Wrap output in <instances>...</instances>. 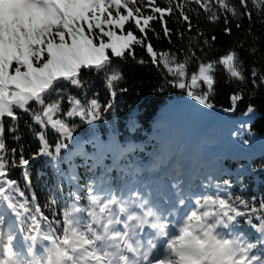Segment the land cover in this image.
Instances as JSON below:
<instances>
[{
  "label": "snow or ice",
  "instance_id": "obj_1",
  "mask_svg": "<svg viewBox=\"0 0 264 264\" xmlns=\"http://www.w3.org/2000/svg\"><path fill=\"white\" fill-rule=\"evenodd\" d=\"M147 68L231 156L136 161ZM0 264H264V0H0Z\"/></svg>",
  "mask_w": 264,
  "mask_h": 264
},
{
  "label": "trees",
  "instance_id": "obj_2",
  "mask_svg": "<svg viewBox=\"0 0 264 264\" xmlns=\"http://www.w3.org/2000/svg\"><path fill=\"white\" fill-rule=\"evenodd\" d=\"M140 75L143 77L141 81V87L136 88L133 92L128 94L127 100L129 102H133L132 106L135 107L140 117V127L137 128L136 131L132 132V138L139 139L142 142L140 145L144 148V152L141 154L145 157H150L152 159H158L160 157H179L183 159L186 163L191 162L194 159H199L201 161H211L213 158L220 156L221 154L214 153L210 146L211 144H217L218 146H223L227 144L228 151L232 150V146L228 139V129L224 122L221 127L213 130L214 133H207L203 127L198 131H196L197 141L196 144L191 140L190 135L187 131L186 125L180 129H177V135L174 137L170 133V129L164 128L163 123L157 120V116L161 111V103L164 102L165 96L161 94V96L156 97L152 93L151 89L147 86L149 82L155 83L157 77L154 74L153 69L147 68L140 70ZM100 90V89H99ZM174 90L168 91L167 94L172 93ZM172 95V94H171ZM220 104L224 107H227L228 101L223 94L219 97ZM128 117V118H127ZM129 119V115L125 117H121V120ZM121 120L113 121L115 126L120 127L121 131L127 130V124L122 122ZM113 125V123H111ZM151 132L157 133V136L150 135ZM123 133V132H122ZM209 140L215 141V143H209ZM168 141V146L166 144ZM143 144H145L143 146ZM259 148V145H257ZM235 163V161L229 162ZM43 170L45 172L50 171L47 168H43L41 164L36 165L35 171ZM46 182L50 183L47 178L41 179V186H43ZM258 188L256 192H259Z\"/></svg>",
  "mask_w": 264,
  "mask_h": 264
}]
</instances>
